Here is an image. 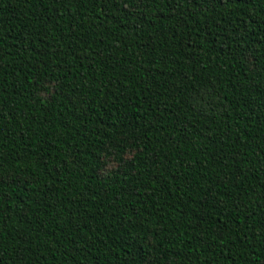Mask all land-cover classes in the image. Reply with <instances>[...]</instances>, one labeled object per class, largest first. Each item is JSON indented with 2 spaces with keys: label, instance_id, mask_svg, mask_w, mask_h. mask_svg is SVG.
Returning <instances> with one entry per match:
<instances>
[{
  "label": "trees",
  "instance_id": "trees-1",
  "mask_svg": "<svg viewBox=\"0 0 264 264\" xmlns=\"http://www.w3.org/2000/svg\"><path fill=\"white\" fill-rule=\"evenodd\" d=\"M0 264H264V0H0Z\"/></svg>",
  "mask_w": 264,
  "mask_h": 264
}]
</instances>
